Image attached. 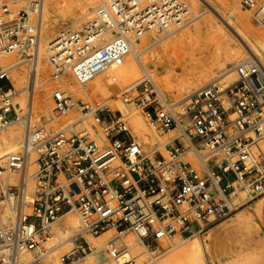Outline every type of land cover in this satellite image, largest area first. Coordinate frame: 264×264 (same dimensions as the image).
I'll use <instances>...</instances> for the list:
<instances>
[{
  "label": "built area",
  "instance_id": "obj_1",
  "mask_svg": "<svg viewBox=\"0 0 264 264\" xmlns=\"http://www.w3.org/2000/svg\"><path fill=\"white\" fill-rule=\"evenodd\" d=\"M19 2L0 0V55H12L32 66L37 62V27L30 24L26 8L14 7ZM240 4L264 28V0H240ZM186 14L182 0H103L86 28L57 34L47 61L54 73L64 69L85 83L127 53L128 35L180 28ZM108 30L114 31L113 37L94 47L96 38ZM234 71L238 81L225 91L228 108L223 107L214 85L194 92L184 107V135L199 169L183 160L185 148L178 139L165 146L166 157L145 154L123 121L103 112L104 108L74 103L70 96L55 91L52 100L58 112L66 115L77 107L80 116L90 114L103 130V143L86 131L31 127L28 122L22 148L0 163V177L20 172L33 152V199L25 203L30 213L23 215L24 181L16 187L0 184V202L12 198L15 212L9 228L0 222V264H21L18 254L35 250L48 236L47 225L67 211L78 214L83 233L131 231L153 254L158 253L160 240L168 241L176 234L191 236L227 216L233 180L256 196L264 194V157L250 152L253 139L248 136L264 131V70L250 59ZM147 85V81L139 83L135 96L127 89L123 99L138 103L161 130L181 128L180 118L160 91ZM10 88L7 70L0 66V130L18 119L8 101ZM230 113L237 115L235 135L227 131ZM198 146L208 152L201 156ZM78 239L83 244L70 256L84 254L88 248L81 234ZM70 256H64L63 262Z\"/></svg>",
  "mask_w": 264,
  "mask_h": 264
},
{
  "label": "bare ground",
  "instance_id": "obj_2",
  "mask_svg": "<svg viewBox=\"0 0 264 264\" xmlns=\"http://www.w3.org/2000/svg\"><path fill=\"white\" fill-rule=\"evenodd\" d=\"M27 1L26 10L28 12L29 22L31 19L32 22L35 23V27H37V62L31 66L32 71L29 73L23 66V61L18 60L14 62L12 60V55H0V66L6 68L7 77L11 85L8 91V101L18 115L17 120L0 130V163L4 161L7 155L18 152L22 148L24 136L29 127L28 122L31 127L32 123L39 126L42 117L44 118V125H57L58 117L55 115L50 101L45 98H37L35 95L37 91L36 87L50 78L47 77L41 80L40 76L44 73L46 74V67L42 64L40 59L46 58L47 61L49 46L58 33L63 31L77 32L86 28L89 23L94 21L95 13L103 2V0H100V5L95 10V0ZM60 1H62V3H60ZM182 2L187 7V14L180 28H171L163 32L150 30L138 36L135 34L128 35L129 49L127 53L113 62L108 69L92 77L85 83H79L72 74L64 69H55V74H59L55 75L56 78H53L54 84L57 86V90L55 91H63L62 93L65 97L68 93L86 99H101L102 102L97 107L101 109L109 108L120 113V119H123V122L125 121L129 124L132 133L144 144V146L140 147L145 152L152 147L166 152L165 146L167 144L175 139L182 138L186 144L184 147V155L190 154L189 152L192 150V147L189 145L184 135V128L176 127L169 129L165 131L163 136H159L156 134L157 129L154 126L155 122H149L147 116L144 115L141 110H138V107L134 103L128 102L123 98L120 100L124 91L130 89L132 94H135L137 92L136 86L147 80L151 81L154 88L159 91L157 85L154 83L155 81L159 85L155 76L154 67L148 65L144 55L146 52H149L151 57H154V48L158 45L160 46L170 38H172L170 42L177 45L179 48H184L190 44L194 38V31L189 28L185 29L187 28V24L193 19L203 16L199 29H204L206 34H209L210 40L215 44L216 49L224 52V57L222 59L219 58L218 52L215 53L212 58V64L224 71L214 78L208 77V72L203 69L197 74H199V77L204 83L217 86L221 95L220 99L222 105L224 108H228L229 103L226 102L227 95L225 91L238 81V77L234 71L236 66L234 62L237 61L239 64H244L252 59L258 62L264 70V60H262L264 56V28L259 23V26L253 27L249 21L248 11L241 6L240 0H182ZM20 5H24V0H20ZM55 10L66 14L68 23L66 28L60 29L55 34L54 38L50 40L52 36L50 34V29L52 25L56 23L55 20H52V14ZM93 11L94 16L92 18ZM191 12L193 15H191ZM189 14L192 17L187 19ZM255 25H257V22ZM71 27L77 30H73ZM181 29L184 31L179 35H175V33ZM113 33V30L101 33L93 43L94 47L99 46L103 41L111 39ZM162 49H164V47H162ZM249 53H251L253 57L242 61ZM232 64L233 66H230ZM149 67L152 69L150 70ZM65 73L70 75L72 80L68 78ZM165 80L170 83L169 76H166ZM191 80H193V78H191ZM148 83L150 84V82ZM187 83L188 82L185 81H178L175 84L172 83L171 89L174 102H171V104H168L162 95L164 102L173 108L175 115L178 117L183 116L184 107L187 105L189 97L194 93L193 92L191 95L184 94L188 86ZM120 87H124L121 93L112 92L114 89ZM64 93H66V95ZM73 102L76 103L77 101L73 99ZM182 102L185 103L181 105ZM139 108L141 107L139 106ZM176 110L179 111L178 115L175 112ZM236 118L237 115L235 113L229 114L231 123L228 127L236 126L238 128ZM90 124H95L94 118L90 114L84 117L79 115L78 118L63 121L59 124V129H72L75 132L86 131L95 138L98 144L103 143V136H96L85 129L79 130L83 125L90 127ZM248 136L253 139L249 147L252 145L254 151L260 149L264 152V131L258 136L253 133H249ZM255 143L256 146L254 145ZM207 165L208 163H206L205 169L208 171L210 167ZM35 172V154L29 152L25 161V166L20 172L12 171L9 174H2L0 177L2 188L9 186L16 187L19 181H24L22 198L23 215H28L30 213V207L25 203L30 204L33 199V176ZM15 180H17V182ZM10 181H15L16 184L13 185ZM241 185L237 180L232 181L233 189L227 198L230 213L234 211L232 210V203L236 202V200L240 201L241 205H244L256 198V195L252 193V191L246 186ZM30 192L31 194H29ZM258 200L260 201L261 199ZM13 205L14 201L12 198L0 202V222L6 228H9L13 224L15 213ZM263 207L264 203L259 202L254 207V211L260 215ZM213 219L212 217L211 220ZM215 222H217V220L214 219L209 225ZM208 226L203 227L201 230H206ZM201 230L198 228L191 236L187 237H181L176 234L168 241L160 240L161 245L168 248V250L162 256L152 259L156 260L155 263H152V261L150 262L148 260V258H150L149 255L153 257L157 253L152 254L133 232L135 237L131 234H126L128 231L119 234L113 229H109L102 232L97 237H94L82 232V221L78 214L71 210L59 215L54 221L50 222L47 225L49 237H46L45 241L35 250L19 253L18 260L20 262L21 259V262H23L22 264H29L32 262H37L38 264H63V257L70 256L74 253L78 246V235L81 234L90 253L74 259L70 264H216L213 261H209L208 263L206 259L205 253L206 250L208 251V247H204L203 242L196 235L200 233ZM113 231L118 237L113 235ZM114 245L120 246L121 249L116 250ZM30 252H34V257L32 259ZM5 254H7L6 251ZM219 264H264V254L262 252L247 250H240L237 253L230 251L229 257Z\"/></svg>",
  "mask_w": 264,
  "mask_h": 264
},
{
  "label": "rangeland",
  "instance_id": "obj_3",
  "mask_svg": "<svg viewBox=\"0 0 264 264\" xmlns=\"http://www.w3.org/2000/svg\"><path fill=\"white\" fill-rule=\"evenodd\" d=\"M30 1H33V0H30ZM95 1H96V5L94 9L96 10L100 5V0H95ZM27 2H28L27 0H24V5H20V2H19L18 4L14 5V7L27 8ZM60 3H62V1H60ZM94 11L92 13V18L94 16ZM247 13L249 15V21L253 25V27L259 26L258 24L259 22L257 20H256L257 25H255L256 22H255V17L253 16V14L250 11H248ZM191 15H193L192 12H191ZM191 15L189 14L187 19H189V17H192ZM202 17L203 16L195 18L187 24L186 26L187 28L185 29H188V28L192 29L194 31V38H193V41H191L190 44H188L184 48H179L177 45L170 42V40H172V38H170L168 41L163 42L160 46L158 45L156 46V48H154L155 49L153 51L154 57H151V54L149 52H146V54L144 55V58L147 61L148 65L154 67L155 76L159 82V85L155 81L154 83L157 85V88L159 89L160 93H162L161 95H163V97L165 98L168 104H171V102H174L173 96H172V89H171L172 83L175 84L178 81L188 82L187 83L188 86L186 87L184 94L191 95L193 92H195L196 90L200 88H203L208 85H212V84L204 83L199 77V74H197L202 69L208 72L207 76L210 78H214L218 76L222 71H224V70L217 68L216 66L212 64V58L215 55V53L218 52L219 58L222 59L224 57V52L222 50L216 49L215 44L210 40L209 34H206L204 29L202 28L199 29V27L201 26ZM52 20H55L56 23L54 22L55 24H53L52 28L50 29V34L52 35L50 40L54 38L55 34L60 29L66 28L67 23H68L66 14L61 13L56 10L52 14ZM30 24L32 26H35V23H33L31 19H30ZM71 28L73 30H77L76 28H73V27ZM182 31L184 30L181 29L177 31L175 35H179ZM162 47H164V49H162ZM252 57L253 55L249 53L248 55L245 56L244 60L242 61H245L246 59L252 58ZM12 60L16 62L19 59H17L16 57H12ZM262 60H264V56ZM40 61L46 67V74L44 73L40 76L41 80L46 79L47 77H50V78L48 80H45V82H43L40 86L36 87L37 91L35 90L36 91L35 95L37 98H45L46 100L48 99L50 101L52 109L55 115L58 117V123H56L57 124L56 126H46L43 124L44 118L41 117L39 126L34 125L33 123H32V126H36V127L44 126L46 128L57 130L59 129V124H61L63 121L78 118L80 113L77 108H73L66 115H61L58 112L52 100V93L55 90H57L56 89L57 86L54 84L53 78H56L55 75H59V74L54 73L53 69L48 65L46 58H41ZM238 64L239 62L237 61L234 62V65H238ZM23 66L28 70L29 73H31L32 69H31L30 64L23 63ZM230 66H233V64ZM149 68L150 70L152 69L151 67ZM67 76L68 78L72 80V77L70 75L67 74ZM166 76H169L170 83H168L165 80ZM191 78H193V80H191ZM148 82H150V84ZM147 84H148L146 86L147 88H150L151 85H152L151 87H153V83H151V81L147 80ZM232 86L233 85H231V87ZM124 87L114 89L112 92L121 93ZM143 89L144 88L142 86V90ZM64 94L66 95V93ZM67 95L73 98L75 101L91 105V107H97L102 102L101 99H97V98L96 99L95 98L86 99V98H81L76 95H70L68 93ZM135 95L136 94H133V96ZM122 98L123 96L120 97V100ZM226 102L229 103L227 99H226ZM131 103H134L138 107V110H141V112L144 113V115H146L145 114L146 112L143 111L142 108H139L138 103H136L135 101H131ZM183 103L185 102H182L181 105ZM106 111H108V114H110L111 117L114 119L121 118L120 113H118L117 111L111 110L109 108H104L103 112H106ZM175 112L177 113V115L179 114L178 113L179 111L176 110ZM9 117H12V114H9ZM179 118L181 120V126L182 128H184L183 130L187 129V123L185 119H183L182 117H179ZM147 119L149 122L153 121L149 117H147ZM120 120L122 121L123 119H120ZM124 123L128 128L130 136L134 138L140 144V146H144L142 141L132 133L129 124L125 121ZM154 126L157 129L156 134H158L159 136H163L165 131L161 130L156 123ZM81 129H85L88 132L95 134L96 136H103L102 128L96 124L94 125L90 124V127L89 126L86 127L83 125L82 127L79 128V130ZM227 131L229 135H234L237 133L238 128L236 126L228 127ZM178 140L185 147L186 144L184 140L182 138ZM254 145L256 146V143ZM249 148H250V152L254 156L264 157V152H262L260 149H257L256 151H254L252 145ZM196 149L201 155H205L208 152L207 148L204 146H198ZM141 150L145 152L142 148ZM150 152L151 154L155 153L156 156H157V153H160L163 157L167 156L166 152H162L161 150H158L156 147H152L148 149L145 153L150 154ZM189 153L190 154L185 155L183 157V160L185 162H189L190 164H192L194 168L199 169L198 163L195 160L192 152L190 151ZM217 157H218V160L222 158V156H217ZM209 161H212V158ZM15 181L17 182V180ZM15 181H10V183L14 185L16 184ZM29 194H31V192ZM258 199H261V200L259 201ZM259 202L264 203V194L260 195L259 197L256 196L254 200H251L250 202L244 205H241L240 201L236 200V202L232 203V210H234L233 212L230 213V210H229L230 214L228 213V215L225 216L224 218L219 219L217 220V222L209 225L208 228L204 230L203 232L196 234L197 237L203 242L204 247H208V251L206 250V253H205L208 263L209 261H213L216 264H219L221 261L229 257L230 251H234V253H237L240 250L241 251L247 250V251L262 252L264 254V207L260 215H258L254 211V207ZM126 234L128 235L131 234L133 237H135V235L131 231H128ZM113 235L115 237H118L116 236L117 234L114 231H113ZM94 237H97V236H94ZM82 244H83V240L78 239V245H82ZM114 246L116 250L121 249L120 246H116V245ZM167 250L168 248L164 247L163 245H160L159 251L157 253L159 255L155 254L153 257L149 255L150 258H148V260L150 262L152 261V263H155L156 260H152V259H156L162 256L164 253H166ZM30 253H31V259H32L34 257V252H30ZM87 253H90V250L88 248H86L84 254L77 252L73 256H70L69 260H65L63 264H70L71 261H73L74 259H77L78 257H82ZM20 263L21 264L23 263L21 262V259H20Z\"/></svg>",
  "mask_w": 264,
  "mask_h": 264
}]
</instances>
